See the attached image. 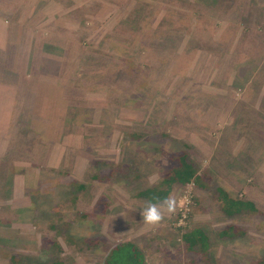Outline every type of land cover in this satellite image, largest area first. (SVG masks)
Returning <instances> with one entry per match:
<instances>
[{
    "label": "rangeland",
    "instance_id": "rangeland-1",
    "mask_svg": "<svg viewBox=\"0 0 264 264\" xmlns=\"http://www.w3.org/2000/svg\"><path fill=\"white\" fill-rule=\"evenodd\" d=\"M263 8L0 0V264H103L123 241L149 264H201L182 241L199 228L212 264L264 260ZM187 146L213 179L176 187L177 212L145 225L137 194ZM218 188L260 214L227 217ZM230 225L247 234L220 237Z\"/></svg>",
    "mask_w": 264,
    "mask_h": 264
},
{
    "label": "trees",
    "instance_id": "trees-1",
    "mask_svg": "<svg viewBox=\"0 0 264 264\" xmlns=\"http://www.w3.org/2000/svg\"><path fill=\"white\" fill-rule=\"evenodd\" d=\"M259 12H264V8L259 9ZM44 51L57 55V53L48 46L44 48ZM262 58H264V55ZM261 62L262 59L260 60L259 67ZM253 73H255V71ZM261 75L262 73H259L256 78H260ZM250 76H252V74ZM133 138L137 142L142 139V136L134 135ZM191 150L192 148L187 146L185 150L183 149L167 155L168 160L171 161V167L166 169L158 184L140 190L137 194V198L146 202L150 200L158 202L155 198L158 197L162 199L169 194H172L176 187L184 188L190 184H194L200 188H206L209 184L208 182L213 179V176L209 170L204 169L201 172L199 165L192 158ZM73 185L75 192L82 191L85 188L83 184H79L78 182L73 183ZM217 196L222 212L229 218L241 215L260 214L257 205L253 201L232 196L223 188H218ZM246 234L247 231L245 228L230 225L220 233V237L235 238ZM182 241L186 253L198 256L197 262L201 264H212L209 257V236L203 229L199 228L184 232L182 235ZM10 260L13 261L12 264H19L14 256H12ZM49 264L64 263L55 261ZM103 264H149V262L146 253L141 246L133 241H123L110 247ZM259 264H264V260L259 261Z\"/></svg>",
    "mask_w": 264,
    "mask_h": 264
},
{
    "label": "clouds",
    "instance_id": "clouds-1",
    "mask_svg": "<svg viewBox=\"0 0 264 264\" xmlns=\"http://www.w3.org/2000/svg\"><path fill=\"white\" fill-rule=\"evenodd\" d=\"M155 199L158 202L151 200L146 202L141 211L142 222L152 227L159 226L165 220L166 215H174L179 207V201L174 194Z\"/></svg>",
    "mask_w": 264,
    "mask_h": 264
},
{
    "label": "crops",
    "instance_id": "crops-1",
    "mask_svg": "<svg viewBox=\"0 0 264 264\" xmlns=\"http://www.w3.org/2000/svg\"><path fill=\"white\" fill-rule=\"evenodd\" d=\"M61 153V148L60 146L56 145L55 146V150L53 151V160L55 161L56 159V154H60ZM55 155V156H54ZM59 161V159H58ZM54 163V162H53ZM53 167H55V165L53 164Z\"/></svg>",
    "mask_w": 264,
    "mask_h": 264
}]
</instances>
